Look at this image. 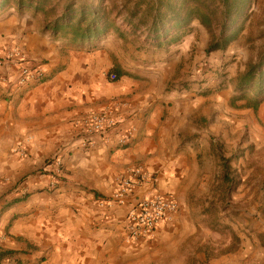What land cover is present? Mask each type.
Here are the masks:
<instances>
[{
	"label": "crops",
	"instance_id": "1",
	"mask_svg": "<svg viewBox=\"0 0 264 264\" xmlns=\"http://www.w3.org/2000/svg\"><path fill=\"white\" fill-rule=\"evenodd\" d=\"M45 25L34 9L0 15V56L19 45L43 70L41 80L23 87L13 68L0 67L8 80L0 83V264H146L141 255L158 239L167 242L172 223L154 239L129 243V206L100 201L141 167L155 183L138 196L171 195L180 203L176 186L190 169L187 154L212 146L214 137L213 111L205 107L211 98L196 93L202 54L192 51L190 35L148 58L115 35L98 49L79 48ZM105 112L118 128L84 147L83 119ZM55 158L63 160L61 175Z\"/></svg>",
	"mask_w": 264,
	"mask_h": 264
},
{
	"label": "rangeland",
	"instance_id": "2",
	"mask_svg": "<svg viewBox=\"0 0 264 264\" xmlns=\"http://www.w3.org/2000/svg\"><path fill=\"white\" fill-rule=\"evenodd\" d=\"M103 1L112 8L130 0ZM201 27H193L190 36L192 51L202 54L196 93L211 98L205 107L213 111L212 146L187 154L190 169L176 186L185 214L168 222L174 232L167 242L158 239L141 256L146 264H264V104L258 111L245 102L232 105L238 74L264 51V0H258L243 37L226 53H206L209 34ZM248 250L249 259L242 258Z\"/></svg>",
	"mask_w": 264,
	"mask_h": 264
},
{
	"label": "trees",
	"instance_id": "3",
	"mask_svg": "<svg viewBox=\"0 0 264 264\" xmlns=\"http://www.w3.org/2000/svg\"><path fill=\"white\" fill-rule=\"evenodd\" d=\"M130 0L109 7L102 0H0V15L11 8L34 9L46 19L45 32L79 48L98 49L111 35L133 45L170 51L181 45L198 23L209 34L208 55L226 53L244 35L258 0ZM119 79V75H116ZM232 105L258 111L264 104V51L235 80ZM230 180L228 177L226 178Z\"/></svg>",
	"mask_w": 264,
	"mask_h": 264
},
{
	"label": "built area",
	"instance_id": "4",
	"mask_svg": "<svg viewBox=\"0 0 264 264\" xmlns=\"http://www.w3.org/2000/svg\"><path fill=\"white\" fill-rule=\"evenodd\" d=\"M0 67L13 68L18 76V84L26 87L32 82H37L43 77V70L30 59L26 51L19 45L5 49L0 56ZM113 81L117 80L112 75ZM8 82L7 79H0ZM119 121L110 113H93L83 119L84 140L83 146L92 145V137L105 136L119 126ZM25 155L24 151H20ZM58 175L63 172V160L55 158L51 161ZM155 180L141 167L132 169L127 176L119 180V190L109 199H101V206L114 204L129 206L127 241L137 244L143 240L154 239L159 227L164 222H171L180 211V203L176 197L164 196H138V189L146 184H154Z\"/></svg>",
	"mask_w": 264,
	"mask_h": 264
}]
</instances>
